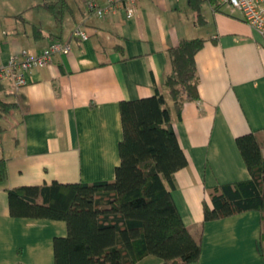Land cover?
Wrapping results in <instances>:
<instances>
[{"label":"crops","instance_id":"crops-1","mask_svg":"<svg viewBox=\"0 0 264 264\" xmlns=\"http://www.w3.org/2000/svg\"><path fill=\"white\" fill-rule=\"evenodd\" d=\"M7 1L0 8V61L21 49L38 54L56 41H70L72 52L28 72L20 88L5 83L16 107L2 119L8 179L0 184V264H54V238L68 232L64 220L11 215L7 189L114 179L123 139L120 102L157 90L165 94L188 158L175 173L172 195L201 242L198 261L189 264H264L259 211L214 220L204 215L209 189L250 178L236 138L264 135V36L241 12L206 1L205 23L198 24L189 0H138L131 19L124 7L104 18L93 15L88 0H66L59 17L42 5L58 0L24 8L21 0ZM35 26L43 35L35 37ZM78 27L88 38L73 36ZM193 37L206 39L196 55L200 100L186 101L178 113L164 89L168 50ZM162 262L151 255L135 264Z\"/></svg>","mask_w":264,"mask_h":264},{"label":"trees","instance_id":"trees-1","mask_svg":"<svg viewBox=\"0 0 264 264\" xmlns=\"http://www.w3.org/2000/svg\"><path fill=\"white\" fill-rule=\"evenodd\" d=\"M206 1L214 8L221 5L220 0H189L198 24L205 23ZM42 5L59 17L66 0ZM33 31L35 37L43 35L36 26ZM205 42L203 37L184 38L168 50L171 69L164 89L178 113L186 101L200 100L196 55ZM5 92L0 81V147L2 119L16 107ZM120 111L123 139L114 179L9 188L11 215L67 223V235L54 238V264H135L151 255L160 257L161 264L198 261L201 242L185 224L172 195L175 173L188 165V158L165 94L157 90L151 96L121 100ZM236 142L250 178L209 189L205 220L259 211L264 255V135L254 131L238 136ZM7 179V159L0 155V184Z\"/></svg>","mask_w":264,"mask_h":264},{"label":"built area","instance_id":"built-area-1","mask_svg":"<svg viewBox=\"0 0 264 264\" xmlns=\"http://www.w3.org/2000/svg\"><path fill=\"white\" fill-rule=\"evenodd\" d=\"M137 1L109 0L108 4L100 5L94 0H88L87 10L93 15L104 18L124 7L126 17L131 19L136 14ZM220 3L240 11L245 21L264 36V0H220ZM73 36L82 39L88 38V34L81 27L74 30ZM71 52L70 41H56L38 54L21 49L19 52L13 53L6 62L0 61V81L12 82L17 88H20L27 83L28 72L48 66L53 62L56 54Z\"/></svg>","mask_w":264,"mask_h":264},{"label":"rangeland","instance_id":"rangeland-1","mask_svg":"<svg viewBox=\"0 0 264 264\" xmlns=\"http://www.w3.org/2000/svg\"><path fill=\"white\" fill-rule=\"evenodd\" d=\"M22 2V7L24 8L25 6H28V4H32L38 0H21ZM8 3L7 0H0V8H4L6 6V4ZM1 17V16H0ZM4 23V22H3ZM4 24H7V22H5ZM7 82H4V84ZM6 87V86H5ZM7 89V88H6ZM5 131H6V127H5Z\"/></svg>","mask_w":264,"mask_h":264}]
</instances>
